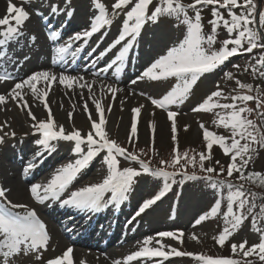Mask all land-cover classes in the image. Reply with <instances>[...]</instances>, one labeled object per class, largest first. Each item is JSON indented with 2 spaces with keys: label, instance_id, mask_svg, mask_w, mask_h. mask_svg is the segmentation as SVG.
<instances>
[{
  "label": "snow or ice",
  "instance_id": "1",
  "mask_svg": "<svg viewBox=\"0 0 264 264\" xmlns=\"http://www.w3.org/2000/svg\"><path fill=\"white\" fill-rule=\"evenodd\" d=\"M24 2L30 3L31 0H24ZM154 2L155 7L152 8ZM92 6L97 11L90 20L89 28L82 33L74 34L63 45L55 49L57 61L63 60L65 54L73 48L76 41L86 40L103 28L110 26L113 23V17L119 15L121 10H123L124 18L118 36L105 51L120 45L121 42L125 43L108 67L123 62L129 49L147 23H156L161 17L167 16L174 17L186 27L183 38L175 46L170 47L166 54L155 59L138 77L140 80L147 78L152 81L165 80L170 77L176 78L177 84L162 98L149 97L155 107L167 111L168 119L171 121V138L174 142L177 140V125L174 119L177 113L169 111L168 106L182 103L199 77L217 69L238 52L252 53L255 49H260L261 54L256 59L255 65L252 66L253 72L255 73L258 70L256 66H259V69H264V10L258 12L257 27L256 0H193L190 4L183 3V0H115L111 5V11L102 0H92ZM205 6H211L212 19L209 21L211 31L208 33L204 32L202 24V9ZM221 9L227 10V18L222 14ZM233 9H240V11L237 13ZM189 10H195L192 16L189 15ZM52 11L55 12L57 9L53 7ZM29 18L30 13L23 6H17L9 0L6 15L0 18V58L7 56L6 48L8 44L18 41V38L23 35L22 26ZM220 27L226 30L229 38L220 42L221 47L219 49H214L213 45L217 42ZM56 36V32L50 34V38ZM32 40H35V36L32 37ZM76 51H79V48ZM101 55H104V53H101ZM259 75L264 77V70H260ZM225 76L231 78L232 73H225ZM10 78L7 72H0V81ZM83 80V77H74L63 72L57 76L55 73L46 70L37 71L15 83L7 96L0 94V104H5L7 99L10 98L18 103L22 102L21 106L29 109L27 114L34 121L31 127L34 132L40 134V139L35 141L37 145L45 151H51L54 149V145L51 143L53 141L74 142L72 150L74 153L80 154L79 159L57 169L47 182L31 184L28 189L31 198L38 203L59 198L60 194L65 191L81 170L86 168L93 158L102 151L106 153L103 160L107 166V175L99 183L90 184L73 191L67 199L62 201L63 205L95 211L106 203L125 199V194L129 191L134 179L141 175V170L143 173H151L157 177H173L176 173L167 171L165 167L151 168L149 163L141 160L135 153L129 152L117 141L108 137L104 127L106 120L103 109L98 101H94V103L99 114V121L91 120L89 115L91 125L87 134H82L81 130L75 128L66 131L63 125L56 124L46 100L51 86L53 83H59L67 88L78 85L91 91L92 84L81 83ZM40 82H44L47 90L41 91L37 87ZM132 83L135 84L136 81L134 80ZM236 84L240 89L252 90L251 84L241 83L239 80L236 81ZM25 88L31 91L34 98L43 102V106L47 110L46 120H37L31 112L27 101L24 99L23 90ZM107 89L115 97L118 89L113 88L111 85H108ZM257 93L256 96L251 94L233 95L230 97L231 103H220V98L224 97V92L218 87L192 111L222 110L216 113L217 119L214 120V123L229 129L231 135L230 137L217 135L206 129L201 123L200 127L203 130L206 148L210 153L213 145H218L225 155L230 156L226 168L228 177H232L234 173H239L238 179L251 181L254 184L258 183L261 187H264V174L256 171L249 172L247 175L244 173V169L254 159L258 150L264 149V111L258 112L259 124L257 120L251 119L247 115L253 112V109L247 106L249 101L255 100L258 109L264 108V93H260L259 89H257ZM142 107L143 105L132 109L130 140L137 134V117ZM110 109L111 106H109ZM84 110L88 111L86 104ZM71 118L72 113H69V119ZM149 127L154 132L155 125L150 123ZM6 135L9 134L5 133ZM11 135L15 137L16 134L12 132ZM4 138V136H0V143H3ZM83 145L87 146L86 152L82 147ZM172 151L174 153L172 159L169 161L161 160V165L182 166L181 160L194 166L197 163L195 156H189L187 152L180 153L177 147H174ZM41 155V152H37L36 158L39 159ZM198 155L199 166L205 173L203 179L209 181L215 188L226 185L228 189L226 210L223 212L225 226L216 237V242L223 246L225 241L251 216L252 228L259 233V242L252 244L250 247L246 246L247 241L239 244L234 243L231 246L232 252L233 254L242 253L245 258L243 264H254L252 260L247 259L253 256L258 257L261 264H264V203L257 205V197L264 199V196L260 193L247 191L244 184H233L225 179H218L220 174L225 172V168L221 167L219 172H216L213 167L205 168L204 161L211 159V156L204 153ZM118 157L139 161L140 170L131 167L121 169ZM217 164H219V161H217ZM34 167H36L34 162L28 163L23 172L29 174ZM212 173H216V175L213 176ZM183 175L186 179L198 178L195 174L189 176L184 173ZM168 186L165 184V188ZM8 191V189L0 187V264H13V258L21 254L27 256L34 253L36 254L35 259L40 260L39 253L42 249L47 248L50 240L46 225L38 217L36 211L29 208L27 204L13 203L8 200L6 195ZM106 192L111 193V197L107 200L104 198ZM163 194V191H161L154 199L144 201L137 215L143 213ZM257 207L259 210L254 211ZM17 209L22 211H16ZM220 211L221 199L218 198L210 210L196 220V224H200L209 217L216 216ZM156 236L159 238L170 237L182 242L183 232L161 231ZM192 238L196 239L195 236ZM152 240V237L144 239L142 246L137 251L124 258V264L138 258L150 260L154 257L166 259L170 256H190L203 261L204 264H242L240 260L233 258H213L203 254L182 252L175 247L165 246L161 239L155 241L157 247H151L149 245ZM165 247H168L169 250L165 251ZM72 253L73 249L69 247L62 255L49 259L46 264H73ZM113 264H121V261L114 260Z\"/></svg>",
  "mask_w": 264,
  "mask_h": 264
},
{
  "label": "rangeland",
  "instance_id": "2",
  "mask_svg": "<svg viewBox=\"0 0 264 264\" xmlns=\"http://www.w3.org/2000/svg\"><path fill=\"white\" fill-rule=\"evenodd\" d=\"M103 1L108 5L109 11H111V5L115 2V0ZM192 1L193 0H184V2L187 4H190ZM2 9L4 10V6ZM3 12H5L4 15L1 10L0 16L6 15V10ZM123 18V10L120 11L119 15L113 17V23L108 26L107 30V33L109 32L108 39H105L103 45L106 42L111 44L118 36ZM202 19L210 31L209 21L212 19V16L207 15L202 17ZM87 20L88 19H86V22L83 23L82 27L77 30L80 32L87 30ZM159 27L163 34L169 35L167 41L165 39L164 41H160L157 38L155 30ZM143 28L145 29L142 34L141 42L144 47L148 48V51L143 56H141V53L139 54V57L143 58L145 62V65L139 67H144V69L149 66L147 64H151L159 56L166 54L170 47L175 46L179 40L183 38V35L186 31V27H181L179 24L173 23L172 21H158L156 23L150 22L147 23V25ZM102 35L103 34L100 36L99 42L102 38ZM218 38V42L229 38L228 33L223 29V27L219 30ZM218 42L216 43V46L218 45ZM108 44L99 47V50H103L106 46H108ZM119 48L120 47L117 48L116 54L118 53ZM260 54L261 50L259 49L253 50L252 53L238 52L237 54L233 55L232 58L226 60L217 69L203 74L201 76L202 80L200 82V87H191L188 96L183 100L182 103L168 106L169 111L177 113V115L174 117L177 125V140L175 142L171 138V121L168 119L167 111L155 107L149 99V97L162 98L163 95L170 91L172 87L175 86L173 80L174 77L160 81H152L147 78L143 80L137 79V84H133L132 81L119 84L116 82L117 75H115L114 79L111 78V74L109 73L107 78L102 79V83H105L104 86H102L100 81L99 82L101 84H96L100 85V87L98 86L99 90L87 92L88 88H80L77 85H74L72 90H67L63 89L67 88L64 85H52L46 100L48 105L51 104V107L49 106L50 109H53V102H55L57 98H61V100L64 102L68 96H72L70 100H66L64 102L66 110L63 115V122L61 124L56 120L58 110L60 109V104L57 103L51 112L57 125H63L66 131H71L73 128L79 129L82 131V134H87V132L90 130L91 120H96L97 122L99 121V114L96 111L94 101L100 102L103 109V115L106 120L104 127L108 133V137L117 141V143H119L122 147L128 149L129 152L135 153L141 160L149 163V165L150 162L148 159H150L152 163L150 167L153 169L165 167L167 171L172 172L171 170L174 166L161 165L160 161L171 160V151L174 147H177L179 151H183L180 153L191 150L188 152V155L196 157L197 163L195 166H197V170L198 167L200 168L198 154L204 153L205 155H210L211 159L204 161V167H213L214 169L218 170V172L219 169L223 167L225 168V172L221 175L226 176V168L230 161V156L225 155L218 145H213L209 153L208 149L206 148V142L203 139V130L201 129L200 125L202 123L206 129H208L207 126L212 128L214 125L217 129H220L224 132L226 129L214 123V120L217 119L215 112H193L192 109L201 103L212 91L217 90L218 87L224 92V98H230L233 96V93L239 92L238 86L236 84L237 80H239L241 83L248 84L250 75L253 76V80L256 79L255 75L260 76L259 71L264 69H259V66H256L258 70L254 73L252 67L255 65V61L258 59ZM115 57L116 55H113L112 59H115ZM146 61H148L147 64ZM117 67L118 64L112 70L117 71ZM135 69L137 68L135 67ZM142 72L139 73V77ZM225 73H232V77H226ZM67 75L91 78V80L88 82L97 80L95 77H89L86 74L77 76L76 74L67 73ZM108 85L118 89V91L115 93V97H113V94L108 91ZM40 89H42L41 91L47 90V86L42 84ZM127 90H129V92H126ZM71 92H75L76 94L72 95ZM2 93L5 95L6 92L3 91ZM82 94L85 95L84 100L81 99ZM24 99L27 101L30 110L36 108L39 105V113H35L37 120H46L47 110L44 108L42 101L37 98L33 99L31 96L28 97L25 92ZM85 104L87 105V112L84 110ZM141 105H143V107L141 108V111L137 117V134L130 140L129 133L131 131L132 109L140 107ZM109 106H111L110 110ZM263 109L264 108H261L260 110L262 111ZM28 111V108H23L21 103L11 101L10 98L7 99L5 104L0 105V126H2L0 127V136L5 137L4 142L6 140L8 141L6 144H2L0 146L2 153L8 150L10 147L14 148L16 145H18L16 142L22 144L23 142L21 141L29 139V136L34 131L31 127L34 121H30L27 114ZM68 112L72 113L71 119H69ZM89 115L91 116V120L89 119ZM211 117H213V120H211ZM249 118H251V116H249ZM257 122L258 124L260 123L259 120H257ZM150 123L155 125L154 132L149 127ZM12 132H15V137L11 135ZM5 133H8L9 135L5 136ZM230 135L231 133L227 134V137H230ZM54 143L55 142H52V144ZM105 154L102 153L99 156V159H94V169L92 174L86 173L83 174V176H78L68 185L65 191L62 192L63 194L60 195H64V193H68L70 191L72 193L73 191H76L82 187L101 182L107 175V166L103 160V156ZM54 156L55 154L52 157ZM118 159L120 160L119 167L121 169L125 167H131L136 170H140L139 161L126 159L124 157H118ZM217 161H219V164H217ZM49 162H55L54 158H50ZM70 162L71 159L69 158L58 159L56 161L55 167L51 169L52 173ZM181 162L184 161L181 160ZM192 166L193 164H189L190 168H192ZM147 174L148 173H143L141 170V175L134 179L135 185L133 189H135L136 192L133 191L134 194L130 199V204L126 203L124 205L126 211L132 208L127 218V221L130 219L132 220L129 228V230L132 229V231L131 233H127V235L124 237L125 244L119 247L118 252L110 255V259L108 260L109 264H113L114 260H120L121 264H123L124 258L128 252L130 251V253H133L132 249L135 247H141L143 240L148 237L153 238L152 243L149 245L151 247L158 246L156 245L155 241L157 239H161L165 246L175 247L182 252H191L193 254L203 255L210 254L211 256H215L217 251L225 253L226 255L230 256V258L236 256L239 258H244L242 253L238 252L237 254H233L231 247L232 244H239L240 242L247 241L246 246L250 247L252 244L259 242V233L253 230L252 222H246V224L243 223L242 226L236 230L233 235L228 238V240L225 241L223 246L219 245L216 242V237H218V234L225 226L223 212L210 219H205L200 224H196V220L199 219L204 212H208L214 205V200L220 198V196H216L219 188L213 187L211 183L205 179H203V181L185 180V184L180 188L178 201L174 199L176 204H178L176 211L177 215H172L174 214L173 212H168V216L162 214V212H167L166 206H164V204L160 203L159 201L151 208L150 211L144 214L140 213L139 215H136L137 213L135 214V209L136 205L138 204L137 202L142 199V196H146L151 189V187L147 185L148 180L144 179L149 178V175ZM235 175L236 173H234L232 177ZM105 195L107 198L111 197L110 192H106ZM8 200H11L9 194ZM53 202L59 203L60 201H57V199H49L46 203L47 205L44 207L51 205ZM27 205L29 208H32L36 211V208L33 206L35 205L34 199H32L30 203H27ZM163 222H165V224H163ZM172 227L179 228L174 229V232H183L182 242L174 240L170 237L159 238L156 236L158 231H163L166 228ZM141 228L145 229L146 231ZM193 236H195L196 239H193ZM120 239H123V236H120ZM166 250L167 247H165V251ZM28 255H34V257L29 259L21 254L13 258V264H43L48 258L54 256L40 251L39 255L41 259L36 260V254L31 253ZM183 257L186 258L188 256ZM184 258L178 259L176 262L173 261L172 264L183 263V261L185 262ZM254 258L258 259V257L255 256ZM79 264L87 263L81 262Z\"/></svg>",
  "mask_w": 264,
  "mask_h": 264
},
{
  "label": "bare ground",
  "instance_id": "3",
  "mask_svg": "<svg viewBox=\"0 0 264 264\" xmlns=\"http://www.w3.org/2000/svg\"><path fill=\"white\" fill-rule=\"evenodd\" d=\"M5 2H6V0H0V12L2 10V13H4L3 12L4 10L2 9V7L4 6ZM52 2H53V4H51ZM54 2L60 3L61 0H33V2L30 3V7L33 10L36 11L37 9H39L41 12L47 13V16L45 17V22L40 23V25H38V21L36 20L39 16H35L34 18H31V19L29 18L27 20V22H25L23 24L22 29H21L23 35L18 38V41H21V42L23 41L25 47H27L28 36L33 34V31L36 33H38L40 29H42L43 31H46V32L50 31L49 29H51V27H53L55 25L63 24L62 18H65L67 21H69V25L77 30V29L82 27L83 23L86 22L85 21L86 19H88L90 21L91 18L93 17V16H91V13L94 11L95 8H93V6H92V0H63V2H62L63 6L54 5ZM51 5H53V6H51ZM53 7H55L57 9V11L53 12L51 10ZM65 9H71L70 11H74L73 16H62L63 13L65 12ZM3 17L4 16H0V18H3ZM61 29H63V26L61 27ZM155 33L157 35V38L160 41H164V39L167 41L169 38L168 34H163L161 32L160 27L155 30ZM106 39H108V37H106ZM78 42L79 41H76L74 44H77ZM87 43H88V47L86 49H89L92 44L90 42H87ZM37 44H39V43H37ZM12 46H14V45H12ZM142 51H143L142 54L144 55L148 51V48H146L142 45ZM80 62H82V61H79V63ZM61 68H62V66H61ZM85 70H88V69H85ZM57 76H59V75H57ZM84 82L85 81H81V83H84ZM87 83L92 84L93 87H92L91 91L99 90L100 85H96L95 82H87ZM41 84H44V82H40L37 85L38 88L41 86ZM53 85L57 86V85H61V84L53 83ZM63 89L72 90V88H63ZM91 91H89V89L87 90V92H91ZM23 92L30 93V90H23ZM126 92H129V90H127ZM71 93H72V95L76 94L75 92H71ZM5 95L7 96V94H5ZM31 95H33V94H31ZM71 98H72V96H68L67 99H65V101L70 100ZM84 98H85V95L82 94L81 99L84 100ZM34 99H36V98H34ZM64 102L61 100V98H57L56 101L53 102V104H54L53 109L57 103L60 104V109L58 108L59 110H58V114L56 116V120L60 124L63 122V115H64L65 110H66ZM0 105H3V104H0ZM49 106L51 107V104ZM53 109H51V110H53ZM39 110L40 109H39V105H38L36 108L32 109L31 112L35 115V113H37V114L39 113ZM29 119H30V121H32L30 117H29ZM38 139H40V138L38 136H36V134L33 132L29 136V139H25L24 141H21V142H23L22 144H19L18 142H16L18 145H16L14 148L9 146L10 148L8 147L9 149L6 150L4 153L9 154V155H12L11 152H14V151L16 153H18V156L21 157V158H19L18 162H20V164L23 167H25L28 163L34 162L36 164V167H34V169H32L33 172H39L44 167L51 166V167H49L48 172H45L44 180H47L48 177H50L52 175L51 169H53L55 167L56 161L58 159L69 158V159H71V162H74L75 160L80 158V154L74 153L73 150L71 151V148L73 149V147H74L73 142L58 140V141H55V143L53 144L54 145L53 151L48 156L41 159L43 157L42 155H44L46 151L41 146H39L35 143V141ZM7 142L8 141L6 140L5 142H3L1 144H6ZM82 147H83L84 151L86 152L87 146L83 145ZM37 152L42 153V155L39 157V159L36 158ZM54 154H55V156L52 157ZM99 156H100V153L96 157L93 158V160L87 165L86 168L81 170V172L76 176V178L78 176L79 177L83 176V174H86V173L92 174V171L94 169V159L95 160L99 159ZM50 158H54L55 163L49 162ZM38 179H41V178H38ZM12 183H13V174L5 175L1 180V187L9 190L7 193L10 195L11 201L13 203H23V204L30 203L31 196H29V191H25L23 189H20L21 185L18 182V179L16 180V187L15 188H13ZM41 211L47 212L49 215H53L55 219H61V217L63 215L68 214V213H70V214H76V213L81 214L83 216H86L89 220H93L95 218V214L92 212V210L79 209V208H75V207H71V206L66 207L65 205L58 207V206H56V205L54 206L52 204V205H49V207L46 210L41 209ZM69 224H72V221L69 222ZM141 229H143V228H141ZM143 230L146 231L145 229H143ZM56 246L59 247L58 245L54 246L53 244L50 243V244H48V247L44 250L46 252L56 253V252L60 251L58 248H56ZM26 257L31 259L34 257V255H27ZM72 261H73V264H79L81 262H83V263L86 262L87 264H106V262H104L102 260H99L97 258H90L89 259L88 256L81 255V254H72Z\"/></svg>",
  "mask_w": 264,
  "mask_h": 264
},
{
  "label": "trees",
  "instance_id": "4",
  "mask_svg": "<svg viewBox=\"0 0 264 264\" xmlns=\"http://www.w3.org/2000/svg\"><path fill=\"white\" fill-rule=\"evenodd\" d=\"M256 2H257V5H258V1L257 0H256ZM262 10H264V6H262ZM221 12L227 18V15H226L227 14V10L226 9H221ZM210 31H211V26H210ZM213 48L216 49V45H213ZM255 77H256V79H254V80H253V76L250 75V77H249L248 84L252 85V90L251 91H249L248 89H240L238 87L239 92L233 93L232 95H237L240 92H242L240 94H251L253 96H256L258 94L257 93V89H259L260 93H264V79L262 77L258 76V75H255ZM220 103H231V99L222 97V98H220ZM247 106L253 109V112L250 113V114H247V115L251 116V119L259 120V122H260V117L258 115V112H261V110L257 108L256 101L253 100V101L247 102ZM214 110H215L216 113L218 111H222L220 109H214ZM262 111H264V109ZM212 127L214 128L215 133L217 135H224V136L227 137V134L231 133L229 129H226V131L224 132V131H222L220 129H217L216 126H214V125ZM228 131H229V133H228ZM189 151H191V150H187L186 152L188 153ZM179 152H183V151H179ZM173 155H174V153H173V151H171V159H172ZM183 163H185V162H183ZM185 164H186L185 166L188 168L189 164H187V163H185ZM196 168H197V166L193 165L191 169L188 168L189 169L188 172L189 173H194V174L205 175V173L201 170V168L198 167V170ZM172 170L180 171V170H182V168H181V166H175ZM253 171L261 172L262 174H264V149H259L258 153L255 155L254 159L244 169L245 175H247L249 172H253ZM216 172H218V170H216ZM211 175L215 176L216 173H212ZM239 175H240L239 173H236V175L234 177H228L227 174H226V176L220 174V176L218 178L225 179V180H227V181H229V182H231L233 184H244V187H245V189L247 191L260 193L262 196H264V187H261L258 183L254 184L251 181L240 180V179H238ZM232 178H234V179H232ZM153 179L156 180L157 184L155 182H153V184L151 185L152 188L150 189V191L151 192H154V191L156 192V191H160L159 187H161L163 184L171 183V182L180 183L181 181L184 180V177H181V176L180 177H175V176H173V177H170V178H164V177L153 176ZM150 180H151V178H150ZM158 185H159V187H158ZM219 189L221 190L220 192L222 193L221 197H223V202L222 203L226 207V197H227L228 189H227L226 185L221 187V188H219ZM175 191H176V189H174V192ZM261 203H264V199H261L260 197H257V205H259ZM258 210H259L258 207H257V209H254V211H258ZM250 221H251V216H249L248 219L245 222H250ZM216 253H217V256H219V257L226 256V254H223V253H220V252H217V251H216ZM233 259L240 260L242 262V264H243L244 259L239 258V257H234ZM248 259L252 260L254 262V264H261V262L258 259L254 258V256L253 257H249Z\"/></svg>",
  "mask_w": 264,
  "mask_h": 264
}]
</instances>
